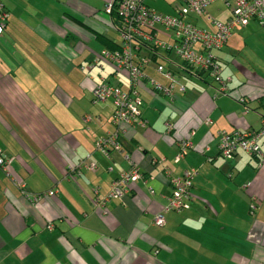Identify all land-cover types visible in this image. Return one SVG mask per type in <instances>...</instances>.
<instances>
[{
    "label": "crops",
    "instance_id": "obj_1",
    "mask_svg": "<svg viewBox=\"0 0 264 264\" xmlns=\"http://www.w3.org/2000/svg\"><path fill=\"white\" fill-rule=\"evenodd\" d=\"M105 1L4 0L0 149L12 176L0 167V264H264V163L242 150L223 158L218 146L220 131H261L264 160V24L250 20L214 52L224 93L171 52L139 50L152 57L137 86L144 124H124L122 149L105 154L95 141L115 128L113 106L90 104L91 90L101 82L129 86L127 72L103 56L121 41ZM155 1L165 10L147 4L176 13L178 0ZM215 12L220 21L230 13ZM205 22L200 28L213 31L208 16ZM158 64L172 73L173 97L150 83H171ZM184 140L190 147L176 160ZM131 164L141 177L126 194L97 205ZM190 169L188 208L167 211L164 225H155L171 178ZM12 178L30 193H56L33 203Z\"/></svg>",
    "mask_w": 264,
    "mask_h": 264
},
{
    "label": "built area",
    "instance_id": "obj_2",
    "mask_svg": "<svg viewBox=\"0 0 264 264\" xmlns=\"http://www.w3.org/2000/svg\"><path fill=\"white\" fill-rule=\"evenodd\" d=\"M215 0H179L175 5V14L161 13L149 7L146 0H106L104 10L111 14L116 10L120 16L118 25L120 33V48L114 51L104 50L103 56L110 61L116 70H124L128 74L129 86L126 90L118 85L109 83H97L92 88V98L94 102L110 101L113 105L112 122L115 129L95 141V148L107 154L110 150H121L122 142L120 134L124 124H140L141 119V99L137 86L143 75V69L147 66L152 57L150 54L141 56L139 50L147 48L151 54L154 48L173 52L183 62L206 73L220 85L219 91L226 90L225 80L221 76L222 67L216 58L214 51L220 50L227 43L231 30L237 26H245L250 20H256L260 25L264 24V0H220L229 7V17L225 21L211 20L214 30L209 31L198 27L193 21V15L205 13L206 6ZM9 17L4 0H0V35L3 33ZM209 19L210 16H208ZM158 27L169 33L172 41L166 42L158 37ZM157 71L165 73L171 79L168 86H163L151 79L150 83L154 90L169 94L173 97L172 88L174 78L170 71H166L164 66L158 64ZM179 91H184L183 84L178 85ZM209 121V120H207ZM261 131H220L219 132V153L223 158H232L239 150L260 158L258 166L264 163L261 159L262 151L259 144ZM190 143L186 140L180 143L179 156L185 153ZM11 159L0 149V167L4 173L11 177ZM95 163L87 166L94 170ZM196 174L195 169L186 170L182 176L172 177V193L162 210L153 218V223L162 226L165 223L164 214L170 210H182L189 206L190 188L192 179ZM141 177L139 167L131 164L129 169L122 171L115 178L110 186L109 193L102 199L95 198L97 205L103 206L106 200L114 197H121L128 192L130 183L137 181ZM13 179V178H12ZM14 180V179H13ZM15 181V180H14ZM21 189L22 194L31 202L35 203L44 196H52L56 193L51 190L43 193L31 194L23 189L24 184L15 181ZM151 193L154 190H150Z\"/></svg>",
    "mask_w": 264,
    "mask_h": 264
},
{
    "label": "rangeland",
    "instance_id": "obj_3",
    "mask_svg": "<svg viewBox=\"0 0 264 264\" xmlns=\"http://www.w3.org/2000/svg\"><path fill=\"white\" fill-rule=\"evenodd\" d=\"M147 3L151 4V6L157 8L158 10H160V9L163 10V11L165 10L162 6L157 5L155 0H147ZM208 5H209L208 6L209 13H205L204 15H198V14L193 15V19L194 18L195 19H197V18L199 19L198 20V26L199 27H203L204 26V27L208 28V25L205 22V17L207 18V16H210V18H211L210 20H219L218 19L219 18L218 17V13L215 12L217 8H220V10L222 9V11H226V13H227V9H229V7L224 2H222L220 0L213 1V2L209 3ZM205 10H206V8H205ZM211 10L213 11L212 13L210 12ZM239 27H242V26H237V27L233 28L231 30V33L235 34V32H237V28H239ZM209 28H210V26H209ZM247 32H248V30H244V29L242 31H240V33L243 34V35H246ZM116 37L119 39L118 35H116ZM214 52L216 53L218 51H214ZM171 53H172V55L174 54L173 52H171ZM175 56H177V55H175ZM69 77H70L71 81H75L73 77H76V76L74 74H70ZM90 104L94 105L95 102L92 101Z\"/></svg>",
    "mask_w": 264,
    "mask_h": 264
},
{
    "label": "trees",
    "instance_id": "obj_4",
    "mask_svg": "<svg viewBox=\"0 0 264 264\" xmlns=\"http://www.w3.org/2000/svg\"><path fill=\"white\" fill-rule=\"evenodd\" d=\"M179 1V0H178ZM216 1V0H215ZM146 3H147V0H146ZM148 5V4H147ZM149 6V5H148ZM150 7V6H149ZM152 8V7H151ZM110 16L112 17V19L117 23V25H119V23H120V16H119V14H118V12L116 11V10H113L112 11V13L110 14ZM226 45V44H225ZM120 48V43L117 45V47H116V50L117 49H119ZM154 50V52H156L157 53V51L159 50V49H157V48H154L153 49ZM162 51H165V52H168V51H166V50H162ZM154 55V54H153ZM183 62V61H182ZM183 67H184V69L186 70V71H188V72H190V73H194V72H192V71H194L196 68H194L193 66H190V65H188L187 63H185V62H183ZM197 71H199L200 72V70H198V69H196ZM202 72V71H201ZM196 74L198 75V73L196 72ZM143 79V77L142 78H140V80H142ZM101 83H103V82H101ZM119 86V85H118ZM153 87V86H152ZM122 88V87H121ZM154 89V88H153ZM156 91V90H155ZM158 92V91H157ZM91 94H92V90H91ZM141 99V98H140ZM92 100H93V98H92ZM94 102V101H93ZM113 106V105H112ZM142 100H141V105H140V111L142 112ZM112 116H113V110H112ZM141 117V116H140ZM142 119V118H141ZM111 120H112V117H111ZM113 123V122H112ZM115 126V125H114ZM115 129V128H114ZM113 129V130H114ZM121 134H120V139H121ZM122 142V141H121ZM257 157V156H256ZM258 158V157H257ZM259 160H260V158H259ZM259 162V161H258ZM20 188V187H19ZM21 189L22 188H20V191H21ZM23 189H24V186H23ZM25 190V189H24ZM27 191V190H26ZM49 191H51V190H49ZM28 192V191H27ZM48 192V191H47ZM22 193V192H21ZM30 193V192H29ZM43 193V192H42ZM31 194H34V193H31ZM23 195V194H22ZM48 196V195H47Z\"/></svg>",
    "mask_w": 264,
    "mask_h": 264
}]
</instances>
